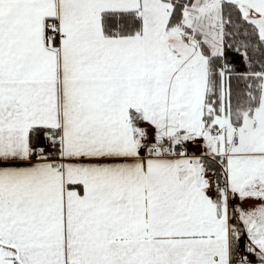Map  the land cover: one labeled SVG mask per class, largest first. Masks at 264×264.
Masks as SVG:
<instances>
[{"label":"snow or ice","instance_id":"snow-or-ice-1","mask_svg":"<svg viewBox=\"0 0 264 264\" xmlns=\"http://www.w3.org/2000/svg\"><path fill=\"white\" fill-rule=\"evenodd\" d=\"M0 264H264V0H0Z\"/></svg>","mask_w":264,"mask_h":264}]
</instances>
